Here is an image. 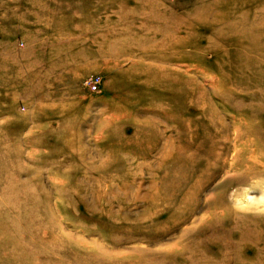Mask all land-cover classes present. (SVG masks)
Wrapping results in <instances>:
<instances>
[{
  "label": "rangeland",
  "instance_id": "rangeland-1",
  "mask_svg": "<svg viewBox=\"0 0 264 264\" xmlns=\"http://www.w3.org/2000/svg\"><path fill=\"white\" fill-rule=\"evenodd\" d=\"M0 264H264V0H0Z\"/></svg>",
  "mask_w": 264,
  "mask_h": 264
},
{
  "label": "built area",
  "instance_id": "built-area-1",
  "mask_svg": "<svg viewBox=\"0 0 264 264\" xmlns=\"http://www.w3.org/2000/svg\"><path fill=\"white\" fill-rule=\"evenodd\" d=\"M88 84L90 88L94 91L98 90V84L100 82V77L99 76H92L90 79H88Z\"/></svg>",
  "mask_w": 264,
  "mask_h": 264
}]
</instances>
